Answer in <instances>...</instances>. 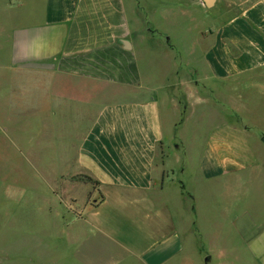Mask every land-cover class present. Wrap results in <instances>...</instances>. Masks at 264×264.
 Returning <instances> with one entry per match:
<instances>
[{"label":"crops","instance_id":"0c3cea01","mask_svg":"<svg viewBox=\"0 0 264 264\" xmlns=\"http://www.w3.org/2000/svg\"><path fill=\"white\" fill-rule=\"evenodd\" d=\"M186 6L0 0L14 107L40 110L47 147L56 132L54 180L98 183L95 205L61 217L72 264H177L193 249L200 264H214L202 249L212 224L228 236L231 264L241 254L264 264V134L212 121L222 90L264 81V0ZM194 6L205 25L187 38ZM165 9L183 16L181 38L157 23ZM188 129L204 136L193 162L180 138ZM230 178L238 194L245 187V204L220 198Z\"/></svg>","mask_w":264,"mask_h":264},{"label":"rangeland","instance_id":"374dc122","mask_svg":"<svg viewBox=\"0 0 264 264\" xmlns=\"http://www.w3.org/2000/svg\"><path fill=\"white\" fill-rule=\"evenodd\" d=\"M139 1L142 4L143 0ZM161 1L177 2L182 9L187 4L188 9L189 0ZM195 9L191 35H187V38H198L205 25L202 21L203 11L199 7ZM160 12L156 21L161 28L167 35H172L171 38H181L183 16L170 15L175 12L166 9ZM179 17L182 20L178 21ZM4 39L0 38V264H62L63 261L72 264V246L66 237L63 241L61 217L73 219V214L79 212L82 206L89 208L99 198L92 184L82 177H71L65 183L54 180L62 172L57 155L56 132H50L54 141L52 147H47L44 144L49 133L46 131L47 124L41 122L40 110L34 111V117H31L19 105L18 108L14 107L12 96L15 92L11 87L8 45ZM182 61L185 63V58ZM257 83L246 82L240 88L232 85L222 90L217 98L219 109L216 108L215 112V107H211V111L217 113L212 121L241 129L249 128L251 136L264 134V81ZM16 103L21 104V100H16ZM180 138L193 153L191 162L197 160L204 145V136H195L188 129L180 134ZM183 179V176L179 177V180ZM236 182L234 178L226 180L225 193L220 198L229 201L228 195L237 196L243 205L246 189L240 186L238 194ZM234 185L236 190L228 192L229 186ZM232 204V201L228 203L229 209L233 208ZM204 238L203 251L218 256L214 264H231L226 251L229 240L225 231L221 233L219 229L217 232L215 224H212ZM197 252L191 250L187 260L180 258L177 264H200L196 258ZM239 256L241 264H251L248 257Z\"/></svg>","mask_w":264,"mask_h":264},{"label":"trees","instance_id":"16d2710c","mask_svg":"<svg viewBox=\"0 0 264 264\" xmlns=\"http://www.w3.org/2000/svg\"><path fill=\"white\" fill-rule=\"evenodd\" d=\"M86 180L92 184V186L95 190L98 191V183L97 182H92L89 178H87Z\"/></svg>","mask_w":264,"mask_h":264}]
</instances>
